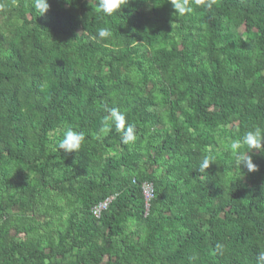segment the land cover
Wrapping results in <instances>:
<instances>
[{
  "label": "trees",
  "instance_id": "trees-1",
  "mask_svg": "<svg viewBox=\"0 0 264 264\" xmlns=\"http://www.w3.org/2000/svg\"><path fill=\"white\" fill-rule=\"evenodd\" d=\"M48 2L39 16L31 0H0V264H257L264 151L230 179L211 147L223 128L234 139L264 129V0L181 17L167 0H130L111 17L97 0ZM101 27L112 37L97 43ZM111 108L134 142L100 133ZM67 127L85 134L76 152L58 149ZM206 154L216 163L200 172ZM50 210L62 220L43 239L17 238Z\"/></svg>",
  "mask_w": 264,
  "mask_h": 264
},
{
  "label": "clouds",
  "instance_id": "clouds-1",
  "mask_svg": "<svg viewBox=\"0 0 264 264\" xmlns=\"http://www.w3.org/2000/svg\"><path fill=\"white\" fill-rule=\"evenodd\" d=\"M130 0H97L96 11L102 16L111 17L115 13L120 12L121 8L127 5ZM214 0H167L171 8L174 10L172 15L181 17L191 14L194 11V6H203L211 8ZM31 7L43 16L50 8L48 0H31ZM112 37V31L109 27H101L96 30L94 39L97 43L109 40ZM109 114L105 116L101 122L100 133L108 135L113 129L117 132H123V142L131 143L135 140L134 126L131 123L126 124V116L118 108H111L108 110ZM85 140L84 132L74 131L67 127L62 133V139L58 143V149L66 153L76 152L80 149L81 144ZM231 154L234 157L235 166L241 171L246 169L247 172L252 173L257 170V165L253 163L251 153L253 150L264 151V129L256 126L250 130H245L243 135L239 138L229 141ZM242 148L246 150L241 151ZM216 163V158L211 154H206L201 157L199 163V171L204 172L210 165ZM221 245L217 244L216 249L220 250ZM257 264H264V250L257 253Z\"/></svg>",
  "mask_w": 264,
  "mask_h": 264
},
{
  "label": "rangeland",
  "instance_id": "rangeland-1",
  "mask_svg": "<svg viewBox=\"0 0 264 264\" xmlns=\"http://www.w3.org/2000/svg\"><path fill=\"white\" fill-rule=\"evenodd\" d=\"M236 40H239V41L243 40L241 29L237 30ZM148 88H150V85L148 86ZM155 96L157 97L156 93H155ZM154 111H155V113L158 114V117L160 119H163V117H164V115L162 113L163 110H162L159 103H157ZM156 128L164 129V125L158 124L156 126ZM231 132H232L231 128L227 127V128H223V129L218 130L215 133H213L212 137H213L214 143H213V146L211 147V153L215 157H218L220 160L223 161L225 171H226V175L230 179L233 177H239L240 176V173H239L237 167L235 166L234 157L231 154V149H230V145H229V141L234 139L232 137L233 135L231 134ZM241 151H244L243 148L241 149ZM56 204L61 206L62 202L56 201ZM43 210H47V208H43L42 210L39 209V212L41 213V211H43ZM28 215L32 216L31 213ZM38 215H40V214H38ZM36 217H37V214H36ZM36 217H34L32 222H27L26 224L29 227L37 226V228H38L37 233H32V234L29 233L27 235L24 233H21L17 237L18 239H25L26 237H31L34 239H43L44 236L46 235V233L49 231V226L55 228L56 224H59V222L62 220V218H60L58 216V214L53 213V210L49 211V215H47V217H42V216H39V218H36ZM62 217H64V215Z\"/></svg>",
  "mask_w": 264,
  "mask_h": 264
},
{
  "label": "built area",
  "instance_id": "built-area-1",
  "mask_svg": "<svg viewBox=\"0 0 264 264\" xmlns=\"http://www.w3.org/2000/svg\"><path fill=\"white\" fill-rule=\"evenodd\" d=\"M141 194L144 201V207H145V214L148 211L149 202L151 201L153 197V187L151 183L143 182L140 185ZM113 199V197L107 198L105 201L97 204L95 207L92 208L91 213L95 218H99L101 212L105 210L110 203V201Z\"/></svg>",
  "mask_w": 264,
  "mask_h": 264
}]
</instances>
